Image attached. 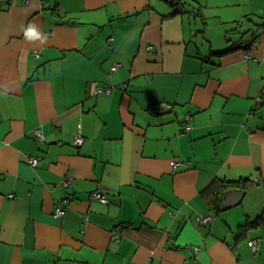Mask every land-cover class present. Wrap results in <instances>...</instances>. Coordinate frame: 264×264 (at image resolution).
Listing matches in <instances>:
<instances>
[{
	"label": "crops",
	"instance_id": "0c3cea01",
	"mask_svg": "<svg viewBox=\"0 0 264 264\" xmlns=\"http://www.w3.org/2000/svg\"><path fill=\"white\" fill-rule=\"evenodd\" d=\"M176 1L0 0V264H264V0Z\"/></svg>",
	"mask_w": 264,
	"mask_h": 264
},
{
	"label": "built area",
	"instance_id": "2783aa9c",
	"mask_svg": "<svg viewBox=\"0 0 264 264\" xmlns=\"http://www.w3.org/2000/svg\"><path fill=\"white\" fill-rule=\"evenodd\" d=\"M26 1H27V0H26ZM110 39H113V38L111 37ZM147 47H148V49H151V50L156 49L157 52H159L158 48H154L152 45H149V46H147ZM247 51H248V52H247V54H246V57H247V58L252 57V55H251V54H252V49L250 48V49H248ZM120 65H121V63H115V64L112 66L111 69H112L113 71H115V70H117V69L119 68ZM104 90H105V91H110L111 89H110V88H97L96 92H102V91H104ZM191 128H192V125H191L190 123H187L186 126H185V129H186V130H190ZM35 132H36V136H37V138H39V139H44L45 135H44V133H43V131H42L41 128H36ZM84 141H85V136L79 131V132L76 134V136L74 137L73 142H74V144L81 145L82 143H84ZM30 162H31L33 165H38V164L40 163V160H39V158H37V157H35V156H31V157H30ZM173 164H174L175 166H178L180 163L174 161ZM72 181H73V176L71 175V176H68V177L64 180V183H65L66 185H69V184L72 183ZM92 196L95 197V198H97V199H99V200H101V201L104 202V203H108V202H109V198H108V196H107L106 194H104L103 192L99 191V190L94 191V192L92 193ZM63 213H64L63 208L60 207V208H57V209H56V215H58V216H62ZM199 219H200L201 223L206 224V223H209V222L212 220V215H200V216H199ZM249 244L251 245V247L253 248L254 251L257 250V248H258V240H257V239H251V240L249 241Z\"/></svg>",
	"mask_w": 264,
	"mask_h": 264
},
{
	"label": "trees",
	"instance_id": "16d2710c",
	"mask_svg": "<svg viewBox=\"0 0 264 264\" xmlns=\"http://www.w3.org/2000/svg\"><path fill=\"white\" fill-rule=\"evenodd\" d=\"M171 2L174 6L179 4V2H177L176 0H171ZM178 11H181V10L179 8H176L174 12H178ZM243 47L246 49H250L252 48V45H243ZM252 185H253V181H251L248 178L239 179V180H228V181L227 180L214 181L209 188L211 189V191L208 190L209 195L213 197V199L210 198V203H211V206L213 207L212 209H214L215 211H220L219 197L221 196L219 195L216 197L218 193L220 194V188L224 190V188L234 187V188H243V189L248 190ZM263 221H264V214L260 215L254 220L248 219L240 227L242 228V231H243L245 229H248V227L259 225Z\"/></svg>",
	"mask_w": 264,
	"mask_h": 264
},
{
	"label": "water",
	"instance_id": "95a60500",
	"mask_svg": "<svg viewBox=\"0 0 264 264\" xmlns=\"http://www.w3.org/2000/svg\"><path fill=\"white\" fill-rule=\"evenodd\" d=\"M171 106L168 104H163L162 105V110L164 112H169L171 111ZM246 194L245 189H232L230 190L221 200L219 207L221 210H226L229 209L233 206H236L242 202V199L244 198Z\"/></svg>",
	"mask_w": 264,
	"mask_h": 264
},
{
	"label": "clouds",
	"instance_id": "9594fccd",
	"mask_svg": "<svg viewBox=\"0 0 264 264\" xmlns=\"http://www.w3.org/2000/svg\"><path fill=\"white\" fill-rule=\"evenodd\" d=\"M23 35L28 40L37 39L40 37V32L34 23H29L26 27H23Z\"/></svg>",
	"mask_w": 264,
	"mask_h": 264
},
{
	"label": "rangeland",
	"instance_id": "374dc122",
	"mask_svg": "<svg viewBox=\"0 0 264 264\" xmlns=\"http://www.w3.org/2000/svg\"><path fill=\"white\" fill-rule=\"evenodd\" d=\"M241 31H242V29H241ZM229 37H232V39H233V38L236 37V35L231 34V36H229ZM251 194H252V193H248L246 199H244V201H242L240 204H238V205H236V206H233V207H231V208H229V209H226V210H224V211H226V212H234V211H236V210H242V208L245 206V204H249V202H250L252 205H254V203H253L254 201L251 200ZM219 212H220V211H219Z\"/></svg>",
	"mask_w": 264,
	"mask_h": 264
}]
</instances>
